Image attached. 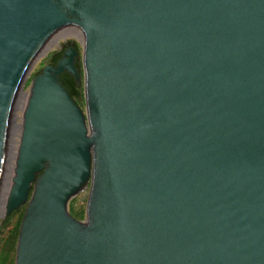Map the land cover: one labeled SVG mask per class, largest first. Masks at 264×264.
Listing matches in <instances>:
<instances>
[{"label": "water", "instance_id": "obj_1", "mask_svg": "<svg viewBox=\"0 0 264 264\" xmlns=\"http://www.w3.org/2000/svg\"><path fill=\"white\" fill-rule=\"evenodd\" d=\"M65 29L85 109L75 47L25 90ZM24 204L16 264H264V0H0V217Z\"/></svg>", "mask_w": 264, "mask_h": 264}, {"label": "trees", "instance_id": "obj_2", "mask_svg": "<svg viewBox=\"0 0 264 264\" xmlns=\"http://www.w3.org/2000/svg\"><path fill=\"white\" fill-rule=\"evenodd\" d=\"M76 48L79 53L83 50V47L76 43ZM54 52L50 53L40 61V66L46 63H54L57 59H53ZM77 68L82 76L83 65L82 59H78ZM36 74V73H34ZM34 76V75H33ZM33 78V77H32ZM31 78V80H32ZM30 80V81H31ZM61 83L69 91L72 98L76 103L84 108L85 95H84V82L83 80L78 83L74 76L69 72H65ZM79 195L71 199L69 209L71 214L80 220H84L86 217V203L79 201ZM26 205L20 206L18 209L11 211L6 215L0 224V264H16V247L18 242V235L20 231L21 222L25 213Z\"/></svg>", "mask_w": 264, "mask_h": 264}, {"label": "rangeland", "instance_id": "obj_3", "mask_svg": "<svg viewBox=\"0 0 264 264\" xmlns=\"http://www.w3.org/2000/svg\"><path fill=\"white\" fill-rule=\"evenodd\" d=\"M76 30V29H75ZM77 31V35L76 34H70V35H68V36H66V37H60L59 39H58V43L57 44H55L52 48H50V49H46L45 50V52L47 53V55L48 54H50L52 51H54L55 49H57L58 48V46L59 45H61V44H63V43H65V42H68V41H74L75 43H79L80 45H81V41L83 40V36L81 35V32L80 31H78V30H76ZM62 34V33H61ZM82 46V45H81ZM83 51V50H82ZM46 57V56H45ZM44 57H40L39 58V60L35 63V65L33 66V69H32V72L30 73V75H29V77H28V79H27V81L25 82V90L26 91H28L29 90V85H30V80H31V78L33 77V75H35L34 73H36L40 68H42V66H40V61L43 59ZM82 78H83V76H82ZM85 106H86V104L84 105V108L83 109H85ZM21 113H22V109L21 108H18L17 110H16V115H18V116H21ZM19 117H17V120H20V118L18 119ZM14 138H15V136H14ZM10 178V177H9ZM9 184V181L6 183V185H8ZM6 187L7 186H5L4 187V189H3V191L5 192V194H6V191H7V189H6ZM79 197H80V199H79V201L80 202H83V200L85 199V203H86V206H87V200H88V196H89V189L87 188V189H85V190H83V191H81L79 194ZM77 195V196H78ZM76 197V196H75ZM4 217H0V224H1V220L3 219Z\"/></svg>", "mask_w": 264, "mask_h": 264}, {"label": "bare ground", "instance_id": "obj_4", "mask_svg": "<svg viewBox=\"0 0 264 264\" xmlns=\"http://www.w3.org/2000/svg\"><path fill=\"white\" fill-rule=\"evenodd\" d=\"M62 33V34H61ZM70 34H78L77 33V31L75 30V29H65V30H62V31H60V32H58V33H56L52 38H51V40H49L48 41V43L46 44V46L43 48V50L41 51L42 53H46L45 52V50L46 49H50V48H52L55 44H57L58 43V39L60 38V37H66V36H68V35H70ZM82 35V34H81ZM83 41H84V38H83ZM26 95H27V93H21L20 94V99H21V109H23V105H24V101H25V97H26ZM17 117H21V116H18V115H16V117H15V121L13 122V137H12V139H11V145H10V151H9V163H10V161H12V156H13V144H14V136H15V134H16V131H17V128H18V124H19V120H17ZM18 118V119H19ZM11 165H12V162H11V164H10V171H9V173H7L6 174V177H5V182H8V181H10V173H11ZM5 186H6V184H5ZM8 187H9V184H8V186L6 187V189H8ZM6 194H7V191H6ZM5 194V192L3 191V195H4V197H3V199H2V201H1V205L2 206H4V204H5V201H6V195Z\"/></svg>", "mask_w": 264, "mask_h": 264}, {"label": "flooded vegetation", "instance_id": "obj_5", "mask_svg": "<svg viewBox=\"0 0 264 264\" xmlns=\"http://www.w3.org/2000/svg\"><path fill=\"white\" fill-rule=\"evenodd\" d=\"M72 47H75L76 48V43L74 42V41H68V42H65V43H63V44H61V45H59L58 46V48L57 49H55L54 51H52V52H54V55H53V59H57L54 63H46V64H51V65H57V63H58V61L60 60V59H63V58H65L66 57V52L70 49V48H72ZM77 49V48H76ZM51 52V53H52ZM49 55V54H48ZM75 59H76V61H75V65L77 66V62H78V59H82V51H81V53H79L78 52V55H76L75 56ZM44 66V65H43ZM43 66H42V68H43ZM42 68H40L37 72H36V74H39L41 71H42ZM65 72H67V71H63L60 75H59V81L61 82V79L63 78V76H64V73ZM83 73H84V71H83ZM83 73H82V76H83ZM35 74V75H36ZM34 75V76H35ZM70 75H72V74H70ZM33 76V77H34ZM73 76V75H72ZM74 79H75V77H74ZM76 80V79H75ZM82 80H83V78H82ZM81 80V81H82ZM77 81V80H76ZM81 81H77L78 83H80Z\"/></svg>", "mask_w": 264, "mask_h": 264}]
</instances>
